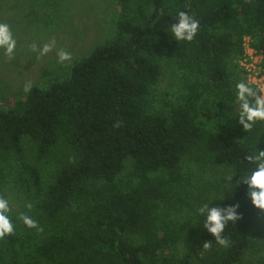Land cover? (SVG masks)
Segmentation results:
<instances>
[{
    "label": "trees",
    "instance_id": "trees-1",
    "mask_svg": "<svg viewBox=\"0 0 264 264\" xmlns=\"http://www.w3.org/2000/svg\"><path fill=\"white\" fill-rule=\"evenodd\" d=\"M115 4L109 36L88 56L6 104L0 93V191L12 188L16 211L30 200L43 228L0 241V264H264L261 210L242 185L214 193L221 207L240 204L225 229L231 247L197 263L213 237L194 222L206 199L192 195L195 165L238 170L254 144L264 150V125L242 142L247 133L225 113L247 77L244 38L264 58V0ZM176 10L201 22L191 44L165 33ZM166 71L174 77L162 89Z\"/></svg>",
    "mask_w": 264,
    "mask_h": 264
},
{
    "label": "rangeland",
    "instance_id": "rangeland-1",
    "mask_svg": "<svg viewBox=\"0 0 264 264\" xmlns=\"http://www.w3.org/2000/svg\"><path fill=\"white\" fill-rule=\"evenodd\" d=\"M39 1L0 0V22L8 23L17 39V49L11 59L0 53L2 104L7 103L5 100H13L27 85H43L51 78L67 72L76 60L88 56L98 44L104 42L112 29L115 0H65L56 6L34 7ZM43 1L47 0H41L38 4ZM34 9L36 13L33 15ZM53 39L56 44L52 51L39 59L29 48L32 43L39 47ZM59 49L70 52L72 60L57 63L56 54ZM173 77L171 71H166L160 88L169 87ZM194 171L196 182L192 190L193 198L207 199L222 187L219 179L227 169L195 165ZM16 202L19 203L18 200ZM260 212L258 227L263 224L264 228V211ZM199 253L197 247V263L204 260V254L201 257Z\"/></svg>",
    "mask_w": 264,
    "mask_h": 264
},
{
    "label": "clouds",
    "instance_id": "clouds-1",
    "mask_svg": "<svg viewBox=\"0 0 264 264\" xmlns=\"http://www.w3.org/2000/svg\"><path fill=\"white\" fill-rule=\"evenodd\" d=\"M200 20L194 13L185 10H176L173 22L169 24L167 33L172 40L180 43L191 44L200 31ZM56 41L37 46L36 43L29 45L32 52L37 54V59L46 56L52 51ZM17 49V39L13 34L12 28L8 23L0 22V53L11 59ZM57 63L63 64L72 60L70 52L59 49L56 54ZM264 79V78H262ZM31 90V85H27L24 91ZM232 107L230 113L234 116L235 122L247 133L242 140L247 139L249 133L254 128L264 125V84L249 80L247 77L240 78L234 83V99L226 104ZM217 108V107H216ZM224 113V117L225 116ZM221 117L222 123H228V118ZM264 135V131L257 133V139ZM254 144L243 156V166L237 169H228L224 172L219 184L222 188L232 185L235 187L242 185L245 188L244 195L251 205L261 211H264V150H260ZM235 182L232 183L233 178ZM223 181V182H222ZM219 193L209 196L201 202L194 212V222L198 224L213 239L204 240L202 250L199 255L209 252L215 246L218 250H227L232 245L231 236L225 229L230 223L235 224L240 218V204L232 203L221 207L218 203L224 201ZM34 205L30 200H25L23 208L25 211H16L18 204L16 196L10 186L0 191V241L9 243V236L20 238L19 229L35 230L42 232L43 228L39 222L30 214ZM214 241V244H213Z\"/></svg>",
    "mask_w": 264,
    "mask_h": 264
},
{
    "label": "built area",
    "instance_id": "built-area-1",
    "mask_svg": "<svg viewBox=\"0 0 264 264\" xmlns=\"http://www.w3.org/2000/svg\"><path fill=\"white\" fill-rule=\"evenodd\" d=\"M244 57L239 62L242 70L246 73L249 80L264 84V58L262 53L252 46V40L249 37L244 38L243 42Z\"/></svg>",
    "mask_w": 264,
    "mask_h": 264
}]
</instances>
